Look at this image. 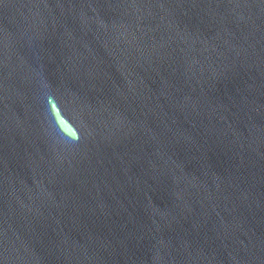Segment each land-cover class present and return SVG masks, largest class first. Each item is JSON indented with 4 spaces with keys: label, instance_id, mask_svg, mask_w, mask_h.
<instances>
[{
    "label": "water",
    "instance_id": "95a60500",
    "mask_svg": "<svg viewBox=\"0 0 264 264\" xmlns=\"http://www.w3.org/2000/svg\"><path fill=\"white\" fill-rule=\"evenodd\" d=\"M0 264H264V0H0Z\"/></svg>",
    "mask_w": 264,
    "mask_h": 264
}]
</instances>
